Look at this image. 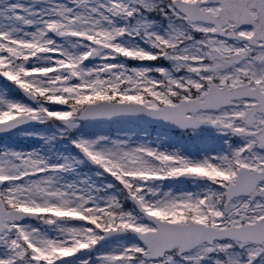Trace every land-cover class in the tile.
Here are the masks:
<instances>
[{
    "label": "snow or ice",
    "instance_id": "snow-or-ice-1",
    "mask_svg": "<svg viewBox=\"0 0 264 264\" xmlns=\"http://www.w3.org/2000/svg\"><path fill=\"white\" fill-rule=\"evenodd\" d=\"M0 264H264V0H0Z\"/></svg>",
    "mask_w": 264,
    "mask_h": 264
}]
</instances>
